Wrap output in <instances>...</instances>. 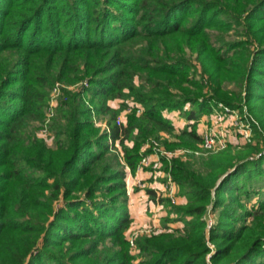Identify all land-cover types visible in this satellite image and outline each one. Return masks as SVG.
Masks as SVG:
<instances>
[{"label":"trees","instance_id":"16d2710c","mask_svg":"<svg viewBox=\"0 0 264 264\" xmlns=\"http://www.w3.org/2000/svg\"><path fill=\"white\" fill-rule=\"evenodd\" d=\"M56 81L88 83L64 90L45 123ZM128 98L143 110L118 125ZM219 101L249 105L256 141L162 157L187 202L160 199L183 227L138 236L140 264H264V0H0V264H133L128 169L161 132L180 139L168 148L195 149Z\"/></svg>","mask_w":264,"mask_h":264},{"label":"rangeland","instance_id":"374dc122","mask_svg":"<svg viewBox=\"0 0 264 264\" xmlns=\"http://www.w3.org/2000/svg\"><path fill=\"white\" fill-rule=\"evenodd\" d=\"M234 37L235 36H232V37L229 36V39H234ZM189 57L191 58L192 62L198 66V69L200 71H202V65H201V63H200V61L198 59V54L197 53H193V54L189 53ZM208 77L209 76L207 75V78ZM87 83L88 82L85 81L84 83L80 82V83H77V84L69 85V84H67L65 82H62V81H56L54 83V85L52 86V88L50 89V96H49V101H48V105L49 106H47V108L45 109V114L48 117L45 119L46 120L45 123L52 122V117L57 112V108H58V106L60 104V100L62 99L64 90H68V91H71V92H77V91H80V90L83 89V84L86 85ZM208 84H209V82H208ZM229 88L233 89L234 85H230ZM90 96H91L90 93H87L88 101L90 99L89 98ZM123 101H124L123 99L119 98V99L111 100L109 102V104L113 108H119V106L121 105V103ZM125 101H126V103H128V105L124 108V110H122L118 114L117 119H116V123H117L118 119H120L122 121L121 125H126L127 124L128 115L132 114L134 112V110H136L137 115H140L141 111L143 110V107L140 104L135 103V101L132 98H128V100L126 99ZM219 103H224V102H221V101L217 102V105H215L216 109H217ZM189 107H191V106H189ZM235 109H239L240 110L239 112L241 113V116L243 117V121H244L245 125L248 124V121L250 122V133H251V136H250L249 140L245 139L242 136V134L237 130V126L232 124L230 119L226 123H223V122L216 123V119H214V121H213V117L212 116H213V112L215 111V109H214V111L211 114H204L200 118V121H199L200 125H198L199 134L201 135L203 131H206V130L210 131L213 128L217 129V132H219V133L222 132L225 135L226 139L229 141L228 145L224 149H226V148H228L230 146L241 147V146H243L246 143H249L251 141L253 143H255L256 139H255V133H254V130H253V126H252L253 123L252 122H257L256 116H254L253 112L250 110L249 105L246 104V103H244L241 107H238V108H235ZM138 110H140V112ZM50 113H51V115H48ZM167 115L172 118V120H173L174 124L176 125L177 129L182 130L181 127H183L184 125L186 126L187 119H186L185 116H183V114L181 112H179V111L169 112V113H167ZM247 117L249 118V120H247ZM93 119L95 121L96 126L100 128L101 132H104L105 129L108 130V119H109V115L108 114H98V113L94 112ZM36 125L38 126L37 131H38L39 137H43L44 139H46L47 143L50 146H54V143H55L54 134L48 128V125H44L43 126L44 129H42L41 123H36ZM153 141H157L158 144H159V147H162V149H164L166 151L177 152V155L172 156L170 158L167 157L170 160L172 158H174V157H180V158H182L184 160H187V159L190 158L191 155H189V154H191V153H195L196 155H204V156L207 157L208 154L219 152V151H210V150L206 149L205 147H203L201 143H197L195 145V149H191V148L185 147V146L184 147H176V148H168L166 143H179L180 139L177 138V137H174V136H172V135H170L169 133H166V132H161L158 137H151L149 139V141L142 146V150L141 151L146 152L148 149L153 148V146H154ZM127 144L128 145H132L131 142H127ZM148 144H150V145H148ZM146 145H148L146 150H143V148ZM115 147L121 153V156H123L124 153H123L122 147H121V145L118 142H117ZM224 149H222V150H224ZM161 170L164 171V172H167L166 169H164L163 165L161 167ZM167 174L170 175V177L172 179L171 181L174 184L173 186L180 193V188L173 181L171 173L167 172ZM241 180H243V178H241ZM127 181H128V175H127V178H126L127 189L132 195H133V189H134V191H140V189H143L142 187H144V184H143V186H139L138 182H136V185L133 186V185H131L132 184L131 181L130 182H127ZM254 182H255L254 183L255 185H260L261 184V181H254ZM147 189L148 188H146L144 190L147 191ZM157 201L161 202V199L157 198L156 201L154 200V202H157ZM257 201H258V196L255 195L253 202L249 203L248 206L250 207L252 203H257ZM175 202H173L172 199H171V203L172 204H175ZM170 209H171L170 204L164 202V206H162V210H165L166 213L167 212L169 213ZM147 210L149 212H151V213L147 212L148 214H150V217L152 216V217H154L153 219H158L154 215V214H156V212L155 211H151L152 210L151 207H148ZM212 210H213V204H211L209 206L208 212L204 216V219H207L208 223H209V220L213 221L214 225H215L218 222V214H217V212L213 213ZM168 216H169V214L163 213L161 218H160L159 225L157 224V226L154 225L153 222H151L150 225L147 224L146 226L145 225L144 226H140V227H138L136 229H130V228L128 229L126 234H127V237L129 239V241L130 240H134V244H132L131 241H130V244L132 246L131 247L132 248V253L136 256L135 260L133 261V264H140L141 260H142V258L139 256L140 250L138 248H136V239H137L138 236H141V235L150 236V235H153V234L160 233L161 231H166V230L172 231L175 228L183 227V222H181V221L168 222L169 221V220L167 221ZM171 216L175 217L173 214ZM209 229H211V228H209Z\"/></svg>","mask_w":264,"mask_h":264},{"label":"crops","instance_id":"0c3cea01","mask_svg":"<svg viewBox=\"0 0 264 264\" xmlns=\"http://www.w3.org/2000/svg\"><path fill=\"white\" fill-rule=\"evenodd\" d=\"M186 123L188 124V122ZM184 126L181 127V129H183ZM177 130L179 131V129ZM156 157L157 155H154V158ZM167 175H168L167 172H164L161 169H153L152 167H148L142 170H137L136 174H132L128 169L127 182L131 181L132 183L131 185L133 186L136 185L137 181H141L144 184V187H142L143 189H140V191H134L133 189V195L128 191L130 196L129 209H130L131 217L133 219L130 229H136L140 226H144V225L146 226L147 224L150 225L151 222H153L154 225L157 226V224L159 225V221L162 214L163 213L168 214V212L166 213L165 210H162V206H164V202H158V201L154 202V200L150 199L148 192L144 190L146 188H151L155 190L157 198L171 199V196L174 195L176 199L175 204H184L187 202V198L185 196L180 195V193L169 181ZM148 207H151L152 209L151 211L156 212V214L154 215L158 219H153L154 217L152 216L150 217V214L147 213L149 212L147 210Z\"/></svg>","mask_w":264,"mask_h":264},{"label":"built area","instance_id":"2783aa9c","mask_svg":"<svg viewBox=\"0 0 264 264\" xmlns=\"http://www.w3.org/2000/svg\"><path fill=\"white\" fill-rule=\"evenodd\" d=\"M140 112V110H138ZM239 109L232 108L224 103H219L217 109L215 108V111L213 112V121L216 119V123H226L229 119L231 120V123L237 126V130L242 134V136L245 139H250L251 133H250V122L248 121V124L245 125L243 121V117L241 116V113L239 112ZM48 115H51L48 114ZM247 120L249 118L247 117ZM117 123L119 125L122 124V121L118 119ZM202 140L201 144L203 147L210 151H220L224 149L228 145V140L226 139L225 135L222 132H217V129H211L210 131L206 130L203 131L201 134ZM153 152L152 153H146L142 156L138 169L142 170L148 167H152L153 169H161L163 162L162 157H172L177 155V152L174 151H166L162 149V147H159V144L157 141H153ZM150 145V144H148ZM146 145L143 150H146ZM154 155H157L156 158H154ZM169 181L172 185V179L170 175H167ZM139 186H143V183L141 181H137ZM171 199L173 202L176 201L175 196L172 195ZM214 226V222L209 220L208 228H212ZM132 244H134V240H130Z\"/></svg>","mask_w":264,"mask_h":264}]
</instances>
